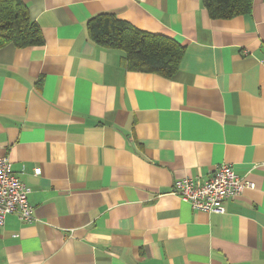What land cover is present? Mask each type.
Returning a JSON list of instances; mask_svg holds the SVG:
<instances>
[{
    "label": "crops",
    "instance_id": "0c3cea01",
    "mask_svg": "<svg viewBox=\"0 0 264 264\" xmlns=\"http://www.w3.org/2000/svg\"><path fill=\"white\" fill-rule=\"evenodd\" d=\"M22 2L44 43L0 48V156L34 220L6 217L0 264H264V0L231 18L204 0ZM102 13L175 37L178 71L129 70L89 37ZM223 163L255 184L225 212L173 193Z\"/></svg>",
    "mask_w": 264,
    "mask_h": 264
},
{
    "label": "trees",
    "instance_id": "16d2710c",
    "mask_svg": "<svg viewBox=\"0 0 264 264\" xmlns=\"http://www.w3.org/2000/svg\"><path fill=\"white\" fill-rule=\"evenodd\" d=\"M254 0H204L211 18H231L250 13ZM89 37L98 45L120 49L129 70L172 77L179 69L185 46L175 37L140 30L112 13L93 16ZM38 23L22 0H0V48L42 45Z\"/></svg>",
    "mask_w": 264,
    "mask_h": 264
},
{
    "label": "built area",
    "instance_id": "2783aa9c",
    "mask_svg": "<svg viewBox=\"0 0 264 264\" xmlns=\"http://www.w3.org/2000/svg\"><path fill=\"white\" fill-rule=\"evenodd\" d=\"M40 168H36L38 174ZM251 181L243 180L233 166L223 163L205 182L185 179L177 183L173 193L192 203L195 209L206 212H225L226 201L238 197L245 189L254 188ZM31 188L13 170L9 156H0V226L9 214H17L22 221L34 220L30 202Z\"/></svg>",
    "mask_w": 264,
    "mask_h": 264
}]
</instances>
